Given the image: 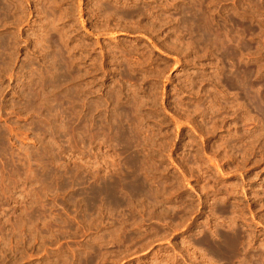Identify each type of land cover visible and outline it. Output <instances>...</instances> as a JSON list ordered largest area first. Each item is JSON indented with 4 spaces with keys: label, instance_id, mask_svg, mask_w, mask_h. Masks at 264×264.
I'll use <instances>...</instances> for the list:
<instances>
[{
    "label": "rangeland",
    "instance_id": "obj_1",
    "mask_svg": "<svg viewBox=\"0 0 264 264\" xmlns=\"http://www.w3.org/2000/svg\"><path fill=\"white\" fill-rule=\"evenodd\" d=\"M0 264H264V0H0Z\"/></svg>",
    "mask_w": 264,
    "mask_h": 264
},
{
    "label": "bare ground",
    "instance_id": "obj_2",
    "mask_svg": "<svg viewBox=\"0 0 264 264\" xmlns=\"http://www.w3.org/2000/svg\"><path fill=\"white\" fill-rule=\"evenodd\" d=\"M41 183H44L45 186L42 187L46 189V173L42 175ZM64 186H66V183L61 184L60 187L63 188ZM140 188V182L135 179L125 181L122 179L114 180L112 178H103L101 180L99 179L97 183L91 184L90 192L84 194L90 197L86 201L88 206L90 204V210L93 205L95 206V203H102L103 205H107L106 212L113 215L116 210L115 208L123 204H128L131 196L134 197V195L140 193ZM28 219H32V216L30 215Z\"/></svg>",
    "mask_w": 264,
    "mask_h": 264
}]
</instances>
